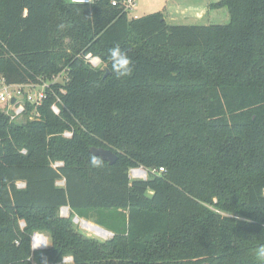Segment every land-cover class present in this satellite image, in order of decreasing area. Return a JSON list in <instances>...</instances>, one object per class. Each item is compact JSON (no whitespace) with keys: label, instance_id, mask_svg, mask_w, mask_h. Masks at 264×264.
Listing matches in <instances>:
<instances>
[{"label":"trees","instance_id":"obj_1","mask_svg":"<svg viewBox=\"0 0 264 264\" xmlns=\"http://www.w3.org/2000/svg\"><path fill=\"white\" fill-rule=\"evenodd\" d=\"M111 1L0 0V79L66 74L27 103L37 118L0 109V264H261L264 0L212 3L227 7L225 24L129 17ZM116 45L130 77L110 71ZM93 211L110 214L97 221L111 238L77 228L74 214ZM36 232L50 246L33 249Z\"/></svg>","mask_w":264,"mask_h":264},{"label":"rangeland","instance_id":"obj_2","mask_svg":"<svg viewBox=\"0 0 264 264\" xmlns=\"http://www.w3.org/2000/svg\"><path fill=\"white\" fill-rule=\"evenodd\" d=\"M156 1H157V4H152V2H151L148 5L146 0H136V6L129 11V17L142 16V15H145V14H148L151 12H156V11H163L165 13L173 11V12H176V14H175V17H177L176 21H175V19L173 21L168 20L169 23L173 22V24H225V23H228L230 21V14H229L227 7L211 8L209 3H212L213 0H156ZM163 5H166V8ZM187 6H195L196 11H200L202 8H207V7L209 10L205 11L201 17H197L196 11H192L191 15L194 18V19H192L191 15H188L185 13V12H189L188 10H185V8ZM200 12L202 13L203 10H201ZM91 61L95 62L93 64L96 66H103L104 67V64H103V62L99 56L91 57ZM65 78H66V74L64 73L62 75V77H60V80L63 81V80H65ZM45 81L46 80H44L43 82H45ZM44 84L43 83L37 84L30 91L31 95H33L36 98L38 93L40 91H43V89L45 87ZM4 88L5 87H4L3 83L0 81V93L4 91ZM13 90H15L14 86L9 87L10 93ZM131 172H130V177L132 179H134L135 178L133 176L134 174L132 175ZM147 175L148 174H146L145 177H148ZM138 178H144V175H141ZM63 183H64L63 180L59 181V184H63ZM23 185H24V183H22V182L19 183V186H23ZM66 207H68V206H66ZM113 211H116V210H113ZM61 215L65 216V217L71 215L70 208L68 207V210L64 211V207H62ZM92 216H93V218L91 217V219H87L84 217H80L77 214H74L73 221H74L75 217H78L80 220L86 219V220L102 227L100 225V223H98L97 220L99 218L107 220L110 217V214H108L107 212H104V211H102V212L93 211ZM101 221H103V220H101ZM74 223L76 224V226L79 230H81L82 232H84L88 236H92V237L98 238L100 240H107L113 236L112 231H110L107 228L102 227L106 230H109L110 235L102 236V235L97 234L95 231H93L91 229H88V228L86 229V227L82 224L81 221H74ZM22 225H24V223H22ZM36 233L44 235L48 239L46 247L50 246L51 239L46 233H42V232H36ZM33 238H34V235H33ZM33 245H34V243H33ZM35 246L37 247L38 245H35Z\"/></svg>","mask_w":264,"mask_h":264},{"label":"built area","instance_id":"obj_3","mask_svg":"<svg viewBox=\"0 0 264 264\" xmlns=\"http://www.w3.org/2000/svg\"><path fill=\"white\" fill-rule=\"evenodd\" d=\"M73 3L77 4H92L97 3L100 0H70ZM113 5L120 6L124 8L126 11H130L136 6V0H112L111 1ZM90 62L93 64L95 62H92L90 59ZM94 65V64H93ZM96 66V65H94ZM63 73L55 75L52 79L47 80L45 82H42L44 84L43 91H40L35 98L33 95H31L30 91L37 85L36 83H22V84H8L4 78H1L0 81L4 85V91L0 93V109L4 111L6 114H8L11 118V120L14 121H21L24 119L27 115H29V118H37L39 116L36 112H28L27 110V103L34 104L36 108L41 105L47 95L46 88L50 85V83H56L61 82L60 77H62ZM39 84V83H38ZM15 87V90H13L11 93L9 92V87ZM14 99V101H13ZM60 104L63 105L62 100L57 97L56 101L52 105V109L56 114L61 113V107ZM64 135L67 137L72 136V132L67 130L64 132ZM61 164L60 162L57 163V165ZM163 170V168H161ZM131 174L138 178L141 174L139 171H144L143 168H134L131 170ZM145 172V171H144ZM146 173V172H145ZM147 174V173H146ZM145 177V175H144ZM42 234L35 233L33 238V249H42L45 248L47 245V242H40V239L37 238V236H40ZM44 236V235H42ZM45 239V236H44ZM39 241V243H37ZM35 245H38L37 247ZM72 257H66L65 261H71Z\"/></svg>","mask_w":264,"mask_h":264},{"label":"clouds","instance_id":"obj_4","mask_svg":"<svg viewBox=\"0 0 264 264\" xmlns=\"http://www.w3.org/2000/svg\"><path fill=\"white\" fill-rule=\"evenodd\" d=\"M60 29H64L66 25H58ZM108 58L111 62L110 71L113 72L117 78L130 77L133 73L132 60L128 54L119 46L116 45L109 49ZM93 165H99V161L95 156L92 158ZM39 243V241H37ZM255 255L261 264H264V244H261L255 248Z\"/></svg>","mask_w":264,"mask_h":264},{"label":"bare ground","instance_id":"obj_5","mask_svg":"<svg viewBox=\"0 0 264 264\" xmlns=\"http://www.w3.org/2000/svg\"><path fill=\"white\" fill-rule=\"evenodd\" d=\"M141 174L145 175L146 176V173L144 171H139ZM68 210V207H64V211H67ZM78 221H81L82 224L86 227V229H91L93 231H95L97 234L99 235H102V236H108L110 235V231L109 230H106L88 220H85V219H78ZM38 239H40V242H48V239L45 237L44 239V236L40 235V236H37Z\"/></svg>","mask_w":264,"mask_h":264},{"label":"crops","instance_id":"obj_6","mask_svg":"<svg viewBox=\"0 0 264 264\" xmlns=\"http://www.w3.org/2000/svg\"><path fill=\"white\" fill-rule=\"evenodd\" d=\"M218 1H220V0H213L212 3H216V2H218ZM146 2H147L148 5H149L151 2H152V4H157V1H156V0H146ZM212 3H209L210 6H211ZM163 6L166 8V5H163ZM211 8H213V7H211ZM195 9H196L195 6H187V7L185 8V10H188L189 12H185V13L188 14V15H191V14H192V11H196ZM201 10H203L202 13L200 12ZM201 10H200V11H196V15H197V17H201V16L203 15V13H204L205 11L209 10V9H208V7H207V8H202ZM164 13H165V12H164ZM175 14H176V12H173V11H170V12H168V13L166 12V13H165V17H166L167 21H168V20H169V21H173L174 19H175V21H176L177 17H175ZM174 17H175V18H174ZM191 17H192V15H191ZM192 19H194V18L192 17ZM171 23H173V22H171Z\"/></svg>","mask_w":264,"mask_h":264},{"label":"water","instance_id":"obj_7","mask_svg":"<svg viewBox=\"0 0 264 264\" xmlns=\"http://www.w3.org/2000/svg\"><path fill=\"white\" fill-rule=\"evenodd\" d=\"M91 151L96 155H100L104 160L110 162L111 164L115 163L117 160V154L112 149L103 148V147H92ZM143 170L147 173L145 169ZM78 219H79L78 217H75L74 221H78Z\"/></svg>","mask_w":264,"mask_h":264}]
</instances>
